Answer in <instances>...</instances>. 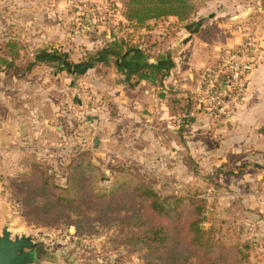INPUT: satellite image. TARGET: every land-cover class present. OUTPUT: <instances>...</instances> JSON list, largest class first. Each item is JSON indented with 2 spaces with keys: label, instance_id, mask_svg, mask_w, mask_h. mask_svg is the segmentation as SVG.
<instances>
[{
  "label": "rangeland",
  "instance_id": "obj_1",
  "mask_svg": "<svg viewBox=\"0 0 264 264\" xmlns=\"http://www.w3.org/2000/svg\"><path fill=\"white\" fill-rule=\"evenodd\" d=\"M123 2L34 0L36 19L30 23V37L15 40L21 47L20 69L34 63L38 70L36 68L30 78L26 79L25 73L17 79H21L27 89L28 80L38 83L39 93L45 96V106L40 107V102L35 111L50 116L53 120L50 126H53L45 144L39 140L40 134L34 133L30 136L29 149L6 150L4 156L0 153V160L4 161L5 157L11 162L4 161L7 171L0 172V232L7 226L12 236H31L40 242L38 264H144L142 247L133 243L117 245L118 241L129 237L127 231L113 224L94 222L87 215L56 218L54 213H40L37 210L40 198L31 197L32 188L20 184L19 174L30 169L62 184L70 161L83 154L102 171L103 180L110 181L117 169L126 168L162 196H185L203 201L205 221L201 228L226 235L228 244H248L249 263L264 264V166H246L241 161L236 164L235 154L230 152L226 165H219L217 159L223 153L219 149L220 139H226L233 131L229 118L248 94L252 72L263 62L262 1L208 0L192 18V23L196 24L191 30L195 33L187 47L196 50L191 59L189 55L183 58H188L184 67L191 77L174 72L173 79L181 85L175 88L173 83L168 84V95L163 94L168 100L169 113L176 119L171 120L174 142L179 145L175 155L169 150L166 152V148L144 153L132 132L125 145L106 141V135L96 130L87 132L86 127L91 129L88 125L96 117V106L117 108L106 96V89L113 84L124 87L120 84L122 71L117 69V72L113 62L96 65L80 76L68 74L60 65L40 64L35 60L41 53L53 55L56 52L67 55L68 61L76 64L86 59L87 52L115 39H123L129 45L141 43L139 34L149 36L156 43L152 49L146 46L145 61L148 62L165 57L167 47L181 46L180 32L183 37L187 34L181 30L183 26L164 20L150 22L149 29L131 28L122 16ZM3 11L9 12L6 8ZM4 19L1 25L7 31L15 26L21 31L28 23L10 24ZM198 21L202 23L196 27ZM178 60L170 61L178 66ZM180 67L183 68V64ZM129 77L130 88L126 91L133 92V100L141 101L140 105L147 101L144 96L151 99V93L145 95V91L155 88L152 93L158 94V82L153 86L143 81V85L141 76ZM29 100L32 103L33 97ZM197 118L198 126L190 122ZM169 122L156 120L149 124L158 127ZM55 126L59 129H54ZM97 140L106 143H94ZM243 155L242 152L237 157ZM227 171L234 175L245 172L241 183L238 181L239 186L234 187L232 175L224 174ZM222 174L228 176L226 182L224 179L220 182ZM222 185H227L226 190Z\"/></svg>",
  "mask_w": 264,
  "mask_h": 264
},
{
  "label": "trees",
  "instance_id": "obj_2",
  "mask_svg": "<svg viewBox=\"0 0 264 264\" xmlns=\"http://www.w3.org/2000/svg\"><path fill=\"white\" fill-rule=\"evenodd\" d=\"M206 1L124 0L122 16L137 30L149 29L150 22L170 17L182 24L191 20ZM261 1L264 7V0ZM138 39L141 43L136 45L123 39L105 43L98 50L87 52L86 59L76 64L68 61L67 55L56 52L41 53L35 60L60 65L68 74L75 75L114 61L121 71L138 76L152 74L161 84L172 68L170 57L145 61L146 46L152 49L156 43L144 34H139ZM20 50L15 39L0 42V72L11 70L14 76L22 77L28 71L32 63L20 69ZM101 172L81 154L70 161L62 184L33 169L20 173L19 178L22 186L32 188L31 197L40 198L37 206L40 213H54L56 218L87 215L94 222L113 224L127 231L129 237L117 245L133 243L142 247L144 264H250L248 244H228L226 235L201 228L205 221L203 201L162 196L126 168L117 169L110 181L103 180ZM224 174L234 175L229 171Z\"/></svg>",
  "mask_w": 264,
  "mask_h": 264
},
{
  "label": "crops",
  "instance_id": "obj_3",
  "mask_svg": "<svg viewBox=\"0 0 264 264\" xmlns=\"http://www.w3.org/2000/svg\"><path fill=\"white\" fill-rule=\"evenodd\" d=\"M4 8H6V10H8L10 13H5V11H3ZM34 8V0H0V42H2L3 39H23L25 37H30V23L35 22L36 19V16L34 15ZM24 14L25 16L23 17ZM5 16L6 19H4ZM22 18L24 20H21ZM3 19L10 24L15 21H26L28 23L21 31H19L16 26L14 28L10 27V31H7L5 28L2 29L1 22ZM167 21L174 24L177 23V20L173 17L168 18ZM194 24L196 23H192V19L186 23L179 24L180 26H183L181 30L187 33H185L186 36L189 33L188 37H183V33H181L182 31L180 30L181 38L179 40L181 41V46L175 49H172V46L167 47V50L169 51L165 56L170 57V59L174 62H177L179 59L178 61L180 64L175 66L172 63L171 69H173V71H169V75L165 79L166 81L162 82L161 84H157V81L154 80L153 75L145 74L143 76L140 75L141 77L138 76L141 78L140 83L143 85H145L147 82L153 86L157 84L160 89L159 91L157 90L159 95L152 93L155 88L151 89V91H145V95H150L151 93V99H149L147 96H144L147 101L140 105L141 101L139 102L136 98L133 100V95H131L133 92L131 91L132 93L130 94L128 91H126V88L129 87V76L133 75L122 71L123 74L122 72L120 74V78H122L120 84L122 83L124 87L122 86L119 88V86H115L117 84L116 83L113 84L112 87L106 89V96L108 98L107 100L110 101L112 105L117 107L116 110L111 109L110 105L107 109L96 106V112H94L96 117L93 118L94 121L88 125L91 126V129L86 127L87 132L96 130V132L106 135V141L117 144L122 143L124 145L129 139L128 134L132 132L134 139L141 144L140 148L144 151V153L152 150L160 151L166 148V152L169 150L171 155L177 154L179 145L174 142L175 137L173 136L174 133L172 129L174 127H172L171 124V120L176 119L175 116L169 113L166 104L168 100L164 99L163 94L168 95V92H166L168 84L173 83L176 86L175 88H178V86L181 85H177L176 80L173 79L174 72L177 74L180 73L181 76L187 74L188 77H191L190 74L186 73L184 64H187L185 63V60H188L189 57L191 59L193 57V52L196 50V48L191 46V48L187 47L189 44H191L190 40L193 37L192 34L195 33V30H191V26ZM197 26L199 25H196V27ZM178 36L179 34L177 37ZM186 42L187 44L183 47ZM94 45L96 47L97 44ZM96 50L98 49H93V51ZM130 56L131 55L128 57ZM186 56L188 58L183 60V58ZM182 64L183 68L180 67ZM113 65L117 70L118 67L114 61ZM193 66L195 65L193 64ZM36 68V64L32 63L26 72V79L34 75ZM189 70L191 69H188V71ZM143 81H145V83H143ZM27 84L30 85L28 86V89L23 86L21 79H17V77H15L14 74L9 70L0 72V153H2L3 156L5 155L4 153H6V150L8 152H17L19 149H29L30 136H32L34 133L40 134L39 140H41L42 144H45L46 139H48L47 136L49 135L53 126H50L51 123H53V120H51L50 116L35 111L40 102V107L45 106V96H43V92L42 95L39 93V89L37 87L38 83L28 80ZM120 84L118 83V85ZM169 94L172 95L173 93ZM31 96L33 97L32 103L29 102V97ZM98 96H96L97 99H99ZM15 101H17L18 104H16ZM237 108L238 109H236V111L229 118V122L232 124L233 131L229 133L226 139H220L222 141L219 142V149H222L223 153L217 158L218 163L219 165H226L228 163L227 156L230 152V154H235L236 164L241 161V163L246 166L252 165L258 167L260 164L264 166V57L262 64L258 66L256 70H254V73L252 72L248 94H245ZM56 117H58V115ZM156 120L165 122L168 120L170 122L166 126H164L162 123L158 127L149 124L150 122H155ZM198 121L199 118H197V120H190V122L196 126H198ZM54 129L57 130L59 128L55 126ZM165 135H167V137ZM106 141L97 140L96 143H106ZM214 150L215 148H213L212 151ZM242 152L244 155L242 157L240 156L239 159L237 156H239V154ZM2 159L8 163L10 162L7 160V158L5 159V157ZM259 160L260 162L258 163ZM4 161L0 160L1 174H4L7 171V166L5 165L6 163ZM244 173L245 172L242 171L241 173L231 176L234 187L239 186L238 181L241 183ZM226 177L228 176L222 174V176H220V182H223L222 179H224L226 182ZM226 186L227 185H222L225 190ZM228 188L230 189V187Z\"/></svg>",
  "mask_w": 264,
  "mask_h": 264
},
{
  "label": "water",
  "instance_id": "obj_4",
  "mask_svg": "<svg viewBox=\"0 0 264 264\" xmlns=\"http://www.w3.org/2000/svg\"><path fill=\"white\" fill-rule=\"evenodd\" d=\"M96 141H94L95 143ZM41 243L31 236H12L7 226L0 232V264H38Z\"/></svg>",
  "mask_w": 264,
  "mask_h": 264
},
{
  "label": "built area",
  "instance_id": "obj_5",
  "mask_svg": "<svg viewBox=\"0 0 264 264\" xmlns=\"http://www.w3.org/2000/svg\"><path fill=\"white\" fill-rule=\"evenodd\" d=\"M221 109V108H220Z\"/></svg>",
  "mask_w": 264,
  "mask_h": 264
}]
</instances>
